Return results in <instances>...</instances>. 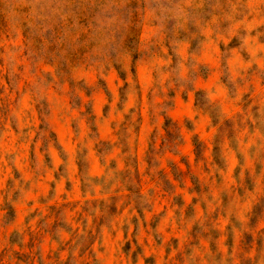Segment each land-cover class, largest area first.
<instances>
[{
  "label": "clouds",
  "instance_id": "1",
  "mask_svg": "<svg viewBox=\"0 0 264 264\" xmlns=\"http://www.w3.org/2000/svg\"><path fill=\"white\" fill-rule=\"evenodd\" d=\"M0 264H264V0H0Z\"/></svg>",
  "mask_w": 264,
  "mask_h": 264
}]
</instances>
